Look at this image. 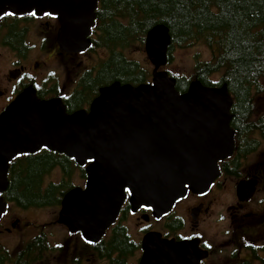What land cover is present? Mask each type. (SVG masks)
I'll use <instances>...</instances> for the list:
<instances>
[{"label": "flooded vegetation", "instance_id": "flooded-vegetation-1", "mask_svg": "<svg viewBox=\"0 0 264 264\" xmlns=\"http://www.w3.org/2000/svg\"><path fill=\"white\" fill-rule=\"evenodd\" d=\"M106 5L107 0H97L90 44L81 52L60 47L58 15H0V114L28 90L37 102L58 100L72 114L87 111L103 87L134 86L107 76L119 73V59L140 65L128 59L121 44L104 41L102 26L109 18L124 23L105 14ZM164 69L168 74V49ZM151 71L140 84L151 83ZM211 80L219 83L217 77ZM230 96L233 145L217 161L209 187L200 193L187 188L160 217L144 206L133 210L126 190L117 217L99 236L60 222L66 194L85 189L91 161L79 166L46 148L13 157L0 193V264H141L148 236L152 244L159 239L186 244V256L197 264H264V86L246 98ZM31 160L44 167L38 178L28 177ZM31 186L38 188L22 192Z\"/></svg>", "mask_w": 264, "mask_h": 264}, {"label": "water", "instance_id": "water-1", "mask_svg": "<svg viewBox=\"0 0 264 264\" xmlns=\"http://www.w3.org/2000/svg\"><path fill=\"white\" fill-rule=\"evenodd\" d=\"M96 2L0 0V15H58L60 47L81 52L90 44ZM170 45L165 25L149 29L143 49L151 83L103 87L87 111L66 114L60 101L37 102L31 90L17 97L0 114V193L7 186L8 163L18 154L46 148L79 166L91 161L85 189L66 194L60 222L99 236L117 217L126 190L133 210L144 206L155 217L168 213L187 188L206 190L217 175V161L232 149V100L226 85L197 80L179 93L175 79L162 70ZM159 240L144 239L141 264H197L186 256V244Z\"/></svg>", "mask_w": 264, "mask_h": 264}, {"label": "trees", "instance_id": "trees-1", "mask_svg": "<svg viewBox=\"0 0 264 264\" xmlns=\"http://www.w3.org/2000/svg\"><path fill=\"white\" fill-rule=\"evenodd\" d=\"M103 11L124 19L122 24L109 18L102 26L104 41L113 46L143 45L147 31L163 24L171 36L168 63L175 48L202 43L209 49L210 60L196 63L191 77L168 73L179 93L197 80L209 87L224 84L231 95L246 98L264 80V0H107ZM119 62V73L109 71V78L135 86L150 76L133 62ZM216 76L218 84L211 80ZM29 164L28 177L38 178L44 167L38 160ZM34 188L22 192L33 193Z\"/></svg>", "mask_w": 264, "mask_h": 264}, {"label": "rangeland", "instance_id": "rangeland-1", "mask_svg": "<svg viewBox=\"0 0 264 264\" xmlns=\"http://www.w3.org/2000/svg\"><path fill=\"white\" fill-rule=\"evenodd\" d=\"M142 46L143 45L140 44H134L130 47L124 48L125 55L128 59L137 62L146 72L150 73L151 66L146 59ZM210 58L211 53L209 49L202 43L194 44L185 49L175 48L171 52V60L168 63V73L176 77L184 76L189 78L193 73V68L196 63L207 62ZM162 70L166 69L163 68ZM216 77H212V79L215 80ZM260 85L264 86V80L261 81Z\"/></svg>", "mask_w": 264, "mask_h": 264}, {"label": "snow or ice", "instance_id": "snow-or-ice-1", "mask_svg": "<svg viewBox=\"0 0 264 264\" xmlns=\"http://www.w3.org/2000/svg\"><path fill=\"white\" fill-rule=\"evenodd\" d=\"M7 15H11V13H8Z\"/></svg>", "mask_w": 264, "mask_h": 264}]
</instances>
